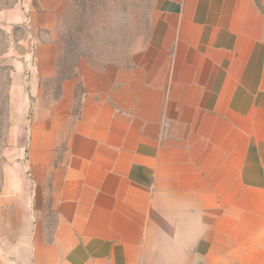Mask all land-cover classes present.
Returning <instances> with one entry per match:
<instances>
[{
  "label": "crops",
  "instance_id": "0c3cea01",
  "mask_svg": "<svg viewBox=\"0 0 264 264\" xmlns=\"http://www.w3.org/2000/svg\"><path fill=\"white\" fill-rule=\"evenodd\" d=\"M153 1L129 64L37 96L32 180L0 199L27 257L0 264H264V0ZM37 7L52 29L64 0Z\"/></svg>",
  "mask_w": 264,
  "mask_h": 264
},
{
  "label": "rangeland",
  "instance_id": "374dc122",
  "mask_svg": "<svg viewBox=\"0 0 264 264\" xmlns=\"http://www.w3.org/2000/svg\"><path fill=\"white\" fill-rule=\"evenodd\" d=\"M37 8V0H0V199L4 180L16 187L23 168L27 170L23 180H32L28 144L31 118L39 111L35 109L36 98L47 106L56 98L59 82L80 63L95 67L129 64L145 42L154 1L64 0L58 24L52 29L35 26ZM51 62L56 76L41 77L40 70L47 75ZM43 190L42 228L47 234L54 214L49 188ZM13 206L0 203V263L27 257L26 250L18 249L17 243L24 236L17 228L18 221L11 218ZM2 207H6L5 213Z\"/></svg>",
  "mask_w": 264,
  "mask_h": 264
},
{
  "label": "trees",
  "instance_id": "16d2710c",
  "mask_svg": "<svg viewBox=\"0 0 264 264\" xmlns=\"http://www.w3.org/2000/svg\"><path fill=\"white\" fill-rule=\"evenodd\" d=\"M257 5L259 6V0H256Z\"/></svg>",
  "mask_w": 264,
  "mask_h": 264
}]
</instances>
